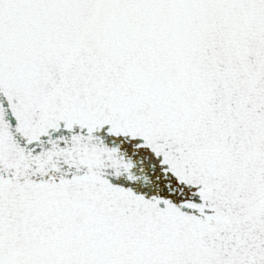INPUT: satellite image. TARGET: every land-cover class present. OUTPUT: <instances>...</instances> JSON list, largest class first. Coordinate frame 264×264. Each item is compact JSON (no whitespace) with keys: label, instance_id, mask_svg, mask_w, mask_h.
<instances>
[{"label":"snow or ice","instance_id":"snow-or-ice-1","mask_svg":"<svg viewBox=\"0 0 264 264\" xmlns=\"http://www.w3.org/2000/svg\"><path fill=\"white\" fill-rule=\"evenodd\" d=\"M0 264H264V0H0Z\"/></svg>","mask_w":264,"mask_h":264}]
</instances>
